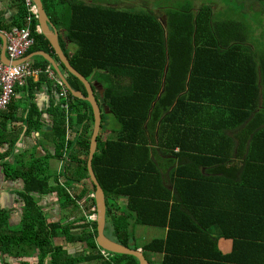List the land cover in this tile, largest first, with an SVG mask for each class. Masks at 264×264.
I'll return each mask as SVG.
<instances>
[{
  "label": "trees",
  "instance_id": "1",
  "mask_svg": "<svg viewBox=\"0 0 264 264\" xmlns=\"http://www.w3.org/2000/svg\"><path fill=\"white\" fill-rule=\"evenodd\" d=\"M43 1L50 16L55 15L56 19L69 26L68 37L80 49L72 58L73 66L87 79L97 80L105 89L104 103L107 104L106 111L109 112L103 114L102 130H106L107 115H114L118 121L119 128L113 132L117 134V138L104 143V131H102L99 143L103 149L99 148L94 159V168L107 197L135 196L136 193L132 189L141 184L144 188H149L148 197L153 199L158 196V211L154 219L148 221L143 218L144 210L151 215L153 212L145 207V201H140L137 222L140 225L163 227V229L168 227L169 236L165 240L149 243L145 249L148 252L164 253L162 264H264V238L249 237L245 240L253 242L261 250L262 260L254 261L250 257L251 254H247L248 250L243 239L236 240L234 237L226 239L233 241V253L239 256L223 255L218 246V239L210 238L195 240L197 244L206 242L205 247H202V254L189 253V244L193 240L177 232L182 217V213L177 209L179 195L176 192L177 196L173 197L167 187L159 189L163 191L165 189V194L161 195L154 187L161 185L162 179L148 144L152 138L149 134V126L158 130L160 136L168 131L167 141L162 142V147L169 151L181 148L182 152L176 156L181 162L190 161L186 163V166H190V173L181 171L173 178L177 187L183 188L180 197L188 189L200 187L202 176L198 168L205 162V156L200 155L206 157L210 154L214 155L219 150V144H215L209 137V129L199 126L202 125L200 121L205 123V119L210 118L211 115L202 111L192 101L195 99L213 101V104L225 111H219L218 114L224 124L230 126L231 122L227 121V117H235L242 108L235 104V93L232 90L226 91L222 86L224 81L215 77L225 78L228 75L233 81L238 80L235 87H238L242 94H255L257 76L246 67L245 55L250 52L259 56L261 76L264 79V0H250L253 5L249 6H253V9L249 12L245 10L246 5L243 0L213 1L217 4H224L227 1L232 8H236L239 17L235 20L241 22L240 29L236 28L239 23L233 21L232 17H228L232 21L218 23L214 15L221 20L223 12H216V8L211 4H205V0H202L204 9H201V6L185 5L173 6L169 9L166 6L155 8L152 6L144 10L131 8L132 5L126 8L118 6V8L104 9L96 1L91 3L87 0H77L86 6L85 19L84 17L80 19L81 21L84 19L81 23L85 25L82 27L81 24H73L72 18L68 21L63 18L64 15L58 6L64 0H59L61 3L58 0ZM133 1L136 2V6L146 3V0L141 1V4L137 3L139 0ZM17 5L18 15L11 26H7L0 19V23L5 27H22V18L29 12L28 5L26 0H17ZM74 7L78 11L76 4ZM34 23L38 25L39 19ZM34 30L33 27L35 44L39 39L43 41V36ZM250 36H253V40L263 47L261 49L259 46L260 52H255L254 45L248 42ZM49 67L51 66H42L45 72ZM43 76L47 77L46 80L42 78L38 83L29 80L25 87L17 88L16 93L20 89L30 91L47 81L50 87L52 84L57 87L60 95L62 87L57 81L52 80L47 73L40 75ZM69 80L77 91H84L87 94L85 84L78 77L71 74ZM29 103L32 107L25 121L29 123L28 132L31 133L34 126L41 127L42 116L36 103L33 104V101ZM13 105L12 101L5 111H0V148L8 143L14 147L22 134L23 127L17 125L11 127V123L17 121L18 107ZM50 109L51 117H54V133L57 136L55 156L59 158L67 153L70 158L72 156V161H75V151L81 148L89 157L95 128V112L92 104L74 97L70 92L67 99L60 98ZM254 123L256 121L253 120L251 125L248 123L247 129L250 134L253 133V129H257L253 126ZM76 125L83 127V131L77 130L79 138L74 141L72 135ZM191 125H197L198 133L190 145L192 148L189 149L187 143L174 141L173 137L188 135ZM172 127L177 134L172 131ZM212 127L220 128L216 124ZM230 128L234 127L230 126ZM259 129L264 131V128ZM254 137H259V140L264 139L263 133L254 134ZM10 151L0 153V165L6 180H22L24 183V189L18 193L23 202V215L17 228L11 224L10 213L0 209V254L18 259L39 251L42 253L39 263L50 257L52 264H69L71 258L68 255L65 258L68 251L64 246L53 244L52 241L56 238H64L67 243L76 240L86 242L92 251L97 250L98 224L90 220L92 207L96 206L95 199L89 201L93 206L88 209L86 206L88 214L82 218L84 225L78 227L74 224L48 222L46 212L40 205V199L45 195L59 193L61 198L63 197L64 190L58 191L63 188L59 181L65 185L62 178L68 185L90 179L88 161L83 162L82 172L76 178L64 173L59 174L57 185L52 186L50 183L52 175L45 176V172H49V169H44L45 162L44 164L35 162L32 172H29L19 157L14 163L6 160L11 154ZM190 151L196 152L198 156H191ZM210 161L208 165L214 162ZM217 164L232 168L226 176L229 184H244L237 190L227 192L223 208L215 214L208 215L212 216V224H221L229 228L237 217H242L238 215L231 217L232 214L236 215V212L231 213L235 209L229 205H243L252 199L264 204V153ZM248 166H251V171L254 170L255 176L250 175L248 178L244 174ZM66 171H70L69 167ZM94 188L96 189L95 184ZM72 205L75 206L76 202L70 196L63 208ZM242 215L245 219L246 213ZM115 220L117 233L124 236L120 235L121 243L128 246L132 238L130 224L121 217ZM258 220L259 218H255L252 221L254 226L258 224ZM247 226L251 227V223L244 221L241 226L242 231ZM116 257L120 264H140L139 260L131 255H116ZM5 264H9L7 260Z\"/></svg>",
  "mask_w": 264,
  "mask_h": 264
},
{
  "label": "crops",
  "instance_id": "2",
  "mask_svg": "<svg viewBox=\"0 0 264 264\" xmlns=\"http://www.w3.org/2000/svg\"><path fill=\"white\" fill-rule=\"evenodd\" d=\"M33 1V0H32ZM81 1V0H80ZM89 2H95L101 5L104 9L109 7L110 9L113 5H117L116 3L122 0H87ZM238 2L242 0H237ZM34 2V1H33ZM59 3H61L58 0ZM83 2V1H82ZM112 3V4H111ZM45 4V3H44ZM75 4L77 5L78 11L75 10ZM226 7L220 5L215 10L223 12V19L217 18L214 15V18L217 19L218 23H222L225 21H236L238 16V11L236 8H232L226 1L224 2ZM253 5V4H251ZM46 7V4H45ZM59 10L63 13L64 19L68 21V19H73V24L76 23L77 25L81 24V27L85 25V23H81L85 19V5L80 4L77 0H64V2L58 6ZM65 11L63 12V10ZM250 9H253V6H245V10L249 12ZM254 9H259V7H254ZM47 10V9H46ZM18 5L17 0H0V19L8 26H11L15 22V17L18 15ZM48 12V10H47ZM109 13V11H106ZM49 14V13H48ZM51 24L49 27L42 25L39 19V25L41 27V32L39 33L40 36H43V41L40 39L36 41L35 46L30 50V52L25 57V61H29L34 67L42 68L44 65H50L54 67V65L43 55V52L51 56L61 67L65 76L70 79V75L72 74L63 59L61 58L59 52L56 49V46L50 41L49 36L56 35L59 38L60 46L62 48L63 53L67 56L68 60L72 64V58L76 55L78 51H80L79 47L71 42L69 39V26H66L63 22L55 17L50 16ZM84 19L81 21L80 19ZM228 17H232V19H228ZM23 25H26L25 16L22 18ZM239 23V26L236 27L237 29L241 28V22L236 21ZM224 24V23H222ZM16 27V26H15ZM14 28V27H13ZM12 27H5L2 23H0V61L6 64H10L6 59H4V54L6 55V51L4 48V40L3 37L7 39L6 34L11 31ZM251 45L254 47L260 46L257 42L253 40V36L249 37L248 40ZM249 51V50H248ZM253 55V56H252ZM246 67L250 68L253 73L255 72L257 76L256 82V92L255 94L250 93H241L236 82L233 81L228 75L225 78H216L222 82V86L225 90L229 91L232 90L235 94V104L237 106H241V110L237 113L235 117H227V121H230L231 127L229 125H225L224 121L219 116L218 112H225L221 110L217 105L213 104V101L205 99L200 101L199 99H195L192 102L200 108L202 111L211 115L210 118L205 119L206 124L203 121H200L202 128L209 129V137L213 139L215 144H219V150L213 155H200L205 156V162L202 166H200L199 173L202 176L201 185L199 188L188 189L187 192L183 193V196L180 197L183 188H178L176 182L173 178L178 175L179 172H187L190 173V166H186L187 162H181L180 158L176 155L182 152L181 148L176 149L175 151H169L162 147V142L167 141L168 131H166L163 136L158 133V130H154V127H150L149 134L152 136L150 138V142L148 144L151 147L154 159L157 164V168L160 173V177L162 179L161 185L156 187L159 194L164 195L165 189L159 190L162 187H167L172 192L173 197L179 195L178 201V210L182 213L181 220L179 224L181 225L177 230L180 235H187L190 240L189 246V253L193 254H202L203 250L202 247H205V243H196V239L202 240V238H210V239H218V246L220 251L223 255H236L233 253V241L226 239L229 237H234L237 239H243L246 243V248L248 250L247 254H251L250 257L256 260H262L261 257V250L258 249L253 242L245 241L248 240L247 238L252 237V239H260L264 238V204L257 203L256 199H252L243 205H229V207H233L235 209L234 212L236 215L232 214L231 217L234 216H242L237 217L233 225L229 228L216 224H212V216H208L209 214H215L224 206L225 195L227 192L232 190H237L244 186V184H229L227 181V174L229 169L228 166H221L217 163L220 162H227L228 160H240L241 158H245L246 156H251L253 154H263L264 153V139L259 140L260 138H255L254 134L263 133L264 131H259V128H264V79L261 76V65H259V56L254 55L253 53L248 52L245 55ZM49 64H48V63ZM73 66V64H72ZM74 67V66H73ZM255 67V68H254ZM75 68V67H74ZM76 69V68H75ZM77 70V69H76ZM57 73V77L61 79L60 75ZM82 74V73H81ZM84 76V75H83ZM226 76V75H225ZM85 77V76H84ZM45 79L47 77L43 76L40 77L36 76L33 78L28 79L33 80L34 83H38L40 80ZM91 84L94 86V91L96 94V98L98 99V104L102 107L103 114L106 113V106L104 105V94L105 89L97 80H90L88 79ZM70 82V80H69ZM235 82V83H234ZM84 83V82H83ZM47 81L45 83H40L39 87L35 86L30 91H25L24 89H20L17 91L13 103L18 107L17 110V121L11 123V127L14 125L23 127L22 134L20 139L17 141L14 147H11L8 144H4L0 148V153H5L10 151V156L6 159L9 162L14 163L15 159L19 157L25 168L28 169L29 172H32L33 166L35 162H39L44 164V169H49V172H45V176H51L50 183L52 186L57 185V175L59 174H68L71 178H76L77 175H80L83 169V162L85 160L88 161V170L90 174L89 168V160L90 155L86 154L81 148H78L76 153L75 161H72V156H68L67 153H64L61 157H56V146H57V136L54 133L53 129V120L54 117H51L50 108L53 103H58L59 97V90L57 87L52 84L51 87L48 85ZM71 84V83H70ZM73 86V85H72ZM86 86V85H85ZM74 88V87H73ZM75 89V88H74ZM69 90V89H68ZM76 90V89H75ZM87 94L84 91L82 92L85 96H88V89L86 86ZM104 90V92H102ZM70 91V90H69ZM79 99V98H78ZM83 100V99H81ZM29 101H33V104L36 103L39 112L41 113V127L38 128L36 126L33 127L31 133L28 132L29 123L25 121L29 110L31 109L32 105ZM86 101V100H85ZM88 102V101H87ZM13 105V107H14ZM8 111V110H7ZM3 112V111H2ZM109 112V111H108ZM107 117H114V115ZM104 120V119H103ZM256 121L253 124L255 128L253 129V133L250 134L248 131V123ZM216 124L220 126L219 129L213 128L212 125ZM194 125V124H192ZM191 125V126H192ZM197 126V125H196ZM192 126L190 131H188V135L185 134L183 137L180 135H175L173 137L174 141H182L188 144L189 149L192 148L190 145L193 140L196 138L198 133L197 127ZM76 128L73 130L74 134L72 139L76 141L79 138V134H77V130L83 131V127H79L78 125L75 126ZM103 127V124H102ZM116 128H119L117 126ZM115 128V129H116ZM113 129V128H112ZM106 131V130H102ZM101 131V133H102ZM172 131L176 134L177 132L172 127ZM114 132V130H113ZM112 132V133H113ZM105 133V132H104ZM101 135V134H100ZM187 135V136H186ZM100 138V137H99ZM113 138H117V134H113L110 138H104L103 142H107ZM183 139V140H181ZM230 142V144H228ZM215 146V145H214ZM100 147L99 143V148ZM98 148V151H99ZM103 149V148H102ZM171 153H169V152ZM173 152V153H172ZM49 154H51L49 156ZM191 156H198L196 152L190 151ZM207 160V161H206ZM210 160H213L211 165H208ZM94 165V164H93ZM67 167H69L70 171H66ZM95 170V168H94ZM66 171V172H65ZM246 173L245 175L248 178L251 176H255L254 170L251 171V166L245 168ZM96 172V170H95ZM72 173H74L72 175ZM97 175V173H96ZM75 176V177H74ZM91 176V174H90ZM98 177V176H97ZM185 178H187V174H185ZM61 180V179H60ZM65 179L62 178V181L65 185L60 184L64 188L63 197L59 193H52L45 195L40 199V205L43 206L44 211L46 212V216L48 222H61L62 224H74L75 226H82L84 225L83 219L87 216V209L92 205V202L89 203L91 199H95L96 206L97 204V194L98 188L95 182L93 181L92 177L90 179H86L83 182H78L72 185L66 184L64 181ZM99 180V178H98ZM100 183V181H99ZM94 184L96 189L94 188ZM101 184V183H100ZM102 186V185H101ZM24 189V183L22 180L18 181H8L5 178L4 171L2 166L0 165V209L7 210L11 215V224L14 226H19L22 215H23V202L19 198L18 193ZM135 196L131 195H121L119 197H107V207H108V217H107V227H106V235L117 243H121V236L124 237L122 234L117 233L115 227V219L120 217L127 221L130 224V233L131 239L127 247L133 250H140L146 256L150 264H162L164 259V253H153L148 252L145 248L146 245L152 243L153 241L157 240H165L169 236V228L163 229V227H156V226H146L140 225L137 222V214L140 206V201L146 202L145 207L150 209L153 212V215L150 213L142 214L144 219L151 221L157 214L158 205L157 199L158 196L151 199L148 197L147 193H149V188H144L141 186L136 187L134 186L133 189ZM87 191V192H86ZM105 191V190H104ZM177 192V193H176ZM106 193V192H105ZM86 197H83V196ZM238 194H236L237 196ZM72 196L75 200L76 205H72L69 208L64 209L63 205L67 204L68 199ZM77 196V197H76ZM80 196V198H78ZM83 198V199H82ZM134 200V203H133ZM19 205V207H18ZM135 207V209H134ZM111 209V211H110ZM13 211V212H12ZM111 212V214H109ZM246 213V218L244 219L243 213ZM263 215L262 217H260ZM255 218H259L258 224L254 226L252 222ZM249 222L251 223V227L247 226V228L242 231L241 226L243 223ZM118 223V222H117ZM202 223V225H201ZM206 225V227H204ZM112 232L113 237L108 235V232ZM99 234V232H98ZM238 234V235H237ZM121 235V236H120ZM98 237V236H97ZM53 244L56 246H64L67 255L71 258L69 264H120L116 255L108 251V255L104 254V250L101 247H98L97 250L92 251L89 245L86 242L81 241H72L68 242L64 238H56L52 241ZM98 242V241H97ZM124 245V244H123ZM126 246V245H125ZM15 252V251H13ZM41 252L35 251L32 252L29 256L23 258H14L13 256L4 257L0 254V264H5V261L9 264H52L51 258H46L43 263H39V259L41 256ZM139 260V259H138ZM140 262V260H139ZM68 264V263H67ZM141 264V262H140ZM236 264H243V263H236ZM247 264V263H245Z\"/></svg>",
  "mask_w": 264,
  "mask_h": 264
},
{
  "label": "built area",
  "instance_id": "3",
  "mask_svg": "<svg viewBox=\"0 0 264 264\" xmlns=\"http://www.w3.org/2000/svg\"><path fill=\"white\" fill-rule=\"evenodd\" d=\"M26 3L29 10L28 14L25 15L26 25L14 27L6 34V57L10 64L0 61V111H5L11 104L16 95L17 88L25 87L28 79L42 75L43 73H47L52 80H56L59 86L62 87L59 95L60 98L67 99L70 95L67 86L57 77V73L52 67H49L45 72L43 68H36L29 61L24 60L28 52L35 45L33 27L36 33L41 32L40 25L34 23L35 20L40 18L37 4L32 0H26ZM14 62H16L15 65H12L11 63ZM92 211L90 220L97 222L99 216L97 206H93ZM103 252L105 255H108L107 251Z\"/></svg>",
  "mask_w": 264,
  "mask_h": 264
},
{
  "label": "water",
  "instance_id": "4",
  "mask_svg": "<svg viewBox=\"0 0 264 264\" xmlns=\"http://www.w3.org/2000/svg\"><path fill=\"white\" fill-rule=\"evenodd\" d=\"M33 1L38 6L39 13H40V18H39L40 22L42 23V25L49 27L52 22L50 20L49 14L46 10L44 1L43 0H33ZM49 39L56 46V49L59 52L63 61L65 62L68 70L73 75L78 77L82 82H84V84L87 86L88 96H85L82 92L77 91L73 88L72 84H70L68 78L65 76L61 67L58 66L57 62L51 56H49L48 54H46L44 52H43V55L54 65L53 68L55 69V71L58 72V74L61 77V80L65 83V85L70 90V92L73 94V96L76 98L83 99V100L90 102L92 104V106L94 108V112H95V128H94V133H93V137H92V141H91L89 168H90L91 177H92L93 181L95 182V184L97 185V188H98V194H97L96 198H97V204H98L97 209H98V215H99L98 221H97L98 232H99L97 241H98L99 247H101L104 251H107V252L109 251V252L115 253V254L134 256L140 260L141 264H150V262L148 261L146 256L140 250L130 249L129 247H127L123 244H120V243L113 241L112 239H110L106 235L107 217H108V215H107V213H108L107 198H106V193H105L103 187L99 183V180H98V177L96 175V172L94 170V165H93L95 156H96V154L98 152V148H99V137H100V134L102 131V124H103V110H102V107H100V105L98 104V99L96 98L94 86L91 84V82L86 77H84L78 70H76L72 66L71 62L68 60L67 56L62 51V48H61L60 42H59V38L56 35H54L52 37L49 36ZM3 40H4V42H3L4 48L6 51L7 39L5 37H3ZM4 59L7 60V57L5 54H4ZM15 63L16 62L11 63V64L15 65ZM102 92H104V90H102Z\"/></svg>",
  "mask_w": 264,
  "mask_h": 264
},
{
  "label": "rangeland",
  "instance_id": "5",
  "mask_svg": "<svg viewBox=\"0 0 264 264\" xmlns=\"http://www.w3.org/2000/svg\"><path fill=\"white\" fill-rule=\"evenodd\" d=\"M57 1V0H56ZM141 1H144V0H139V2H137V3H140ZM214 0H205V4H211L212 6H213V8H217V7H219L220 5H223V7H226L227 5L226 4H217V3H214L213 2ZM244 2H245V5H246V7H248L249 5H251V2H250V0H243ZM255 1V0H254ZM227 2V1H226ZM213 3V4H212ZM228 3V2H227ZM62 4V3H61ZM141 4V3H140ZM147 4V6H145ZM49 5H51V2H49ZM119 5H121V6H130V5H132L133 7H131V8H135V9H138V10H144V9H146V8H148V7H152V8H155L156 6H159V7H164V6H166V7H168V9L169 8H172L173 6L174 7H183V6H185V5H188L187 7H192L193 5H196V7L197 6H201L200 8L201 9H204L202 6H203V4H202V0H146V3L145 4H143L142 6H140V5H138V6H136L137 4H136V2L135 1H125V2H123V3H120ZM255 5V4H254ZM65 11V9L63 10V12ZM54 17H55V15H54ZM56 18V17H55ZM261 47V46H260ZM263 47H261V49H262ZM254 49H255V52H260V50H259V46H257V47H254ZM104 105L107 107V104L106 103H104ZM106 124H107V126H106V131H104L105 133H104V138L106 139H108V138H110L111 136H112V134H113V137H114V133H112L113 132V130H115V128L118 126V121H117V119H116V117H108V119L106 120ZM113 128V129H112ZM63 191V189L62 188H60L58 191ZM61 191V192H62ZM18 207H19V205H18ZM13 212V211H12ZM17 228H19V226H17ZM108 235L110 236V237H113V234H112V232L110 231V232H108Z\"/></svg>",
  "mask_w": 264,
  "mask_h": 264
},
{
  "label": "flooded vegetation",
  "instance_id": "6",
  "mask_svg": "<svg viewBox=\"0 0 264 264\" xmlns=\"http://www.w3.org/2000/svg\"><path fill=\"white\" fill-rule=\"evenodd\" d=\"M125 1H126V0L119 1V2L116 3L117 5H113L112 3H111V4H112L113 7H117V8H118V6H121V5H119V4H120V3H123V2H125ZM127 1H129V0H127ZM122 7L126 8V6H122Z\"/></svg>",
  "mask_w": 264,
  "mask_h": 264
},
{
  "label": "clouds",
  "instance_id": "7",
  "mask_svg": "<svg viewBox=\"0 0 264 264\" xmlns=\"http://www.w3.org/2000/svg\"><path fill=\"white\" fill-rule=\"evenodd\" d=\"M55 70V69H54Z\"/></svg>",
  "mask_w": 264,
  "mask_h": 264
}]
</instances>
